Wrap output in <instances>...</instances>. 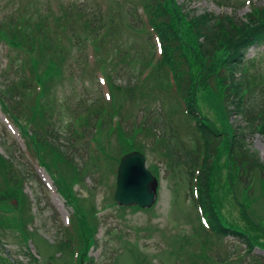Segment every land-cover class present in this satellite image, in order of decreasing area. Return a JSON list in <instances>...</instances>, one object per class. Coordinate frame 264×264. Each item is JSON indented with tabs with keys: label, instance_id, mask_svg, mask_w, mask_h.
Listing matches in <instances>:
<instances>
[{
	"label": "rangeland",
	"instance_id": "374dc122",
	"mask_svg": "<svg viewBox=\"0 0 264 264\" xmlns=\"http://www.w3.org/2000/svg\"><path fill=\"white\" fill-rule=\"evenodd\" d=\"M216 1L222 2V0H175V3L180 6L179 11L188 16L205 12L242 19L250 10L247 4L241 6L242 0H226L227 2L221 6ZM252 3L255 7L264 8V0H252ZM60 4L62 8L72 5L74 12L83 10L86 7L84 5L91 6L90 0H60ZM39 6L27 7V4L19 5L15 0H0V24L4 22L5 17L15 19V23H22V13L26 14L25 23H27L28 19L37 17L36 12ZM130 8L128 0H110V10L115 13L114 19L119 29L114 36L106 37L99 48L100 62H105L106 72L116 88L112 90V111L115 110L118 113L122 129L118 134L110 130L108 136L106 134V138L103 139V143L107 141L110 147L109 151L105 147V154L110 157L108 160L102 158V155L96 157L97 154L89 158V153L85 154L83 151L82 142L84 141H75L68 149V153L74 150L76 156L74 161L79 165L84 161L87 165L85 170L79 171L75 163L66 161L48 148H41L40 154L51 170V173H48L37 166L36 160L26 150L18 131L0 112V154H5L4 142L6 144L15 142L23 155V159L20 158V160L28 164L29 171L39 182L30 180L25 184H14V188L8 190L4 182L10 179L0 172V264H74V248L61 243L67 239L63 237L62 229L69 227L68 222L74 215V211L76 215L73 216L72 225L78 228L80 223L81 228L85 230L84 239L87 236L90 242L94 241L95 246L89 249L87 257L93 262L97 261V264H183L181 259L192 264H218L215 257L224 256L227 251H231L230 246L235 244L232 237H226L225 242L220 244L201 232V220L196 214L192 197L188 196L189 178L185 170L187 166L176 165L175 161L171 160L169 154H166L164 145L160 143L158 133L153 131L144 133V130L140 128L142 123H139L138 128L135 126L133 130L134 139L127 140L126 138L124 133L126 126L136 125L143 121L142 116L144 115L155 118L161 112L159 110L161 101L166 108L173 109L169 118L177 124L178 129H182L180 135L182 146L185 147V156L192 159L196 153L193 144L194 136L190 134L184 136L185 127L189 133L191 128L188 126L192 125V121L186 116L182 118L180 114H176L174 99H162V96H157L159 101L152 102L147 99V94L141 97L139 92L135 91L129 98L125 92V87L136 85L137 77L141 79L145 74L147 69L145 63L149 59L146 56L151 55V50L145 44L146 38L138 39L133 33L134 30L125 26L127 25L126 13ZM120 10L126 16H121L125 22L122 26L118 13ZM29 25L34 30L33 20ZM0 29L6 30V27L2 26ZM188 32L190 30L186 24H181L178 35H185L188 38ZM171 37H175V33ZM75 48L77 47L61 52L62 58L56 59L55 72L51 70L45 72L48 79L45 82L46 93H43L41 101L43 111L45 108L48 111L44 114L47 116H44L45 124H47L44 125L45 129L50 130L51 124L58 126L64 137L60 140L62 144L67 143L63 133H66L76 112L92 105L94 99L98 97L95 90L92 88L86 90L79 84L83 58H81V50ZM135 54L139 56L138 60L134 57ZM5 55V46L0 43V86L5 82L2 72L7 63ZM250 58L252 60L244 66L248 67V75L255 77L253 79L256 80V91H258L264 88V53L251 48L246 55V59ZM222 59V56L216 59L215 66L209 71H216L217 67L222 64ZM194 61L195 65L190 64L192 70L195 68L200 70L202 58ZM42 67L44 68V65ZM178 77H181L180 73ZM239 77L238 79L242 78ZM212 78L211 76L209 80L204 81L206 84L203 88L199 85L196 87V98L193 99V104L196 111H200L206 121L213 122L218 130L232 134L234 127L239 125V127H245V122L234 114H226L228 112L225 108L226 102L221 97L223 88L219 81ZM148 82L149 79L143 83L144 88L141 92H147ZM106 91L105 88L102 91L105 97ZM27 107L29 108L28 105ZM122 117L123 121H120ZM198 122L202 120L198 119ZM86 129L90 130V127ZM246 140L251 150L257 153L260 163L264 164V136L258 133L251 134L246 136ZM121 146L122 153L128 147L129 151L138 149L142 152L146 157L147 168L157 177V198L150 208H118L121 206H117L114 202L116 170ZM221 153L220 164L226 162L227 158L223 150ZM83 155L86 157L85 160L82 159ZM214 162H216L215 158ZM11 182H7L10 189L13 187ZM229 183L227 170L222 168L214 172L212 190L215 199L221 200L220 213L225 221L251 233L257 240L253 254L261 257L264 262V252H261L264 251L261 246L264 244V187L258 181V176L253 177L250 188H243L242 184H236L234 192L226 187ZM57 185L64 190L71 204L65 203ZM252 187L253 189L250 190ZM25 194L33 204L32 211L35 214L33 221H30L29 217L33 214H29L27 205L24 207ZM40 197L47 199L49 203L47 208L40 203L39 206L43 207L41 213L35 208ZM243 205L246 206L252 220L249 224L241 217ZM21 206L24 208V223L25 225L26 222L28 223L26 229L33 236L35 235L31 241L21 232V223L17 225L22 216ZM226 244L227 247H225ZM237 245L238 252H243L244 245ZM73 246H83L80 251L81 255L86 244H80V239L76 241L75 237ZM108 255L112 257L107 258ZM243 259L246 264H252L254 261L245 256ZM244 262L241 264H245ZM223 264H240V262L233 260Z\"/></svg>",
	"mask_w": 264,
	"mask_h": 264
},
{
	"label": "trees",
	"instance_id": "16d2710c",
	"mask_svg": "<svg viewBox=\"0 0 264 264\" xmlns=\"http://www.w3.org/2000/svg\"><path fill=\"white\" fill-rule=\"evenodd\" d=\"M37 2L40 1L29 0L26 4L28 7ZM222 2L224 3L226 0H222ZM84 6L86 7L83 10L74 12L72 5H69L63 7L60 15L39 16L38 19H28L27 23H25L26 17L24 16L22 23H15V19L8 18L0 24V27H6V30L0 29V40L13 51L7 71H2L5 82L0 86V109L17 128L25 142L26 149L35 158L38 166H44L48 173H51V170L40 154L41 148H48L66 161L75 163L78 166L77 169L83 171L87 167L86 163L83 161L79 165L74 161L76 158L74 150L70 151L71 154L68 153L72 144L75 141L83 140V151L85 154L89 153V158L97 154L96 157L102 155V158L108 160L110 157L105 154V147L108 151L110 147L107 141L103 143V139L106 138V134L108 136L110 130L117 134L122 130L118 113L115 110L112 111L113 95L110 96V101L97 97L92 105L76 112V118L71 120L66 133H63L66 137V144L60 142L61 138L64 137L58 126L51 124L50 130L45 129L44 126L47 125L45 124V117L47 116L44 114L48 113L46 108L43 111L41 103L43 93H46L45 82L48 79L45 72L48 70L55 72L56 59L62 58V51L67 52L73 47L81 50L79 47L82 45L84 37L91 40L89 44H93L96 52L100 54L99 48L102 46L103 40L106 37L114 36L119 29V25L114 22L113 17H110V25L103 26L105 21L102 16L99 17V11L93 9L94 5ZM137 7L141 8L147 20L144 21L143 17L137 14ZM179 9L180 6L176 5L175 0L133 1V6L126 13L127 25L125 26L131 30L143 32V26L149 25L161 35L163 51L156 60L155 67L149 74L145 75L144 80L140 81L137 77L136 85L125 87V92L129 98L133 96L135 91L139 92L141 97L147 94V99L152 102L158 100L157 96H162V99H174L176 114H180L182 118L186 116L189 119H196L195 131L188 129V133L186 127L184 129V136L188 134L194 136L195 157L191 159V157L185 156V147L182 146V136L180 135L182 129H178L177 124L169 118L173 109L166 108L161 101L159 102L161 112L155 118H149L139 109L140 113L144 115L142 116L143 121L136 123V125H127L124 133L127 140L134 139V127L138 128L137 124L142 123L140 128L144 130V133L152 131L158 133L160 143L166 149V154H169L168 156L172 161H175L176 165L187 166L185 170L188 174L185 173L189 178L188 196L192 197L198 212L207 221V228L201 225V232L204 235L210 234L211 236H208L213 238L216 243H224L227 236H231L235 241V244L230 246V252L227 251L224 256L217 255L215 257L218 264L229 262L232 258L241 264L244 262V256L247 259H254L252 264H264L261 257L253 254L254 244L257 240L248 230L224 220L219 207L222 204L221 200L215 199L212 190L213 174L222 168L227 170V180L230 181L226 187L233 192L236 184H242L243 188H250L254 176H258V181L264 187V182H262V180L264 181V164L260 163L257 153L251 150L246 140V136L251 134L258 133L264 136V88L256 91V80L253 79L255 77H250L241 64L243 55L249 47L264 42V8L253 7L244 19L243 17L236 19L223 14L214 15L205 12L198 15L189 14L188 16V14L181 13ZM49 18L54 20L51 22ZM32 20L34 30L29 25ZM183 23L190 30L188 38L185 35H178ZM137 26L141 28L139 29ZM173 33H175V37L172 38ZM67 34L69 35L67 36ZM220 56L223 58L222 64L217 67L216 71H209L215 66V60ZM134 57L138 60L139 56L135 54ZM198 58L199 60L202 58L200 61L202 63L201 69L192 70L191 65H195L194 60ZM99 61H101V57ZM179 73L181 74L180 78L178 77ZM83 74L84 69L82 68L80 75ZM203 75L206 76L203 77ZM211 76L214 78H212L213 80L219 81L223 88L221 97L226 102L225 108L228 111L226 114H234L245 122V127H239L240 125L234 127L232 134L224 133L213 126L211 122L206 121L201 112L196 111L193 104L196 98V87L199 85L203 88ZM238 76L242 78L238 79ZM148 79L147 92H141L144 88L143 83ZM111 89L116 90L112 82ZM198 119L202 122H198ZM120 121H123V117ZM87 127H90V130L86 129ZM3 147L5 154H0V172L12 181L13 187L11 189L7 184L10 181L4 182L8 190H12L14 184H25L26 181L30 180L38 182L37 178H34V174L29 171L28 164L20 160V158L23 159V155L17 145L4 142ZM129 149L128 147L122 153L121 146L120 152L123 155L129 152ZM222 150L227 158L226 162L220 164L219 159ZM121 154L119 156H122ZM214 158L216 162H214ZM82 159L85 160L86 157L83 155ZM57 187L66 203L71 204L64 190L58 185ZM252 189L253 187L250 190ZM21 195L23 198V194ZM23 200L25 202L24 207L27 205L29 214H33V204L26 194ZM40 203H43L44 208H47L49 203L47 199L39 198L35 208L37 212L41 213L43 207L39 206ZM243 207L241 217L249 224L252 220L245 208L246 206L243 205ZM23 209L21 206L22 216L17 225L21 223V232L25 238H29L31 241L35 235L33 236L26 229L28 223L26 222V225L24 223ZM50 211L54 215L51 209ZM29 217L30 221H33L35 214ZM80 228L79 223V227L74 228V232L70 233L68 230L62 229L63 237L67 239L61 243L70 248L73 246L75 237L76 241L79 238L80 244H86V246L81 255L79 252L77 264L81 262L94 264L92 259L87 257V252L95 245L94 241L91 240L90 242L87 236L84 239L85 230L81 228V231ZM237 244L244 245L242 253L238 252ZM227 246L226 244L225 247ZM261 246L264 250V244ZM82 248L83 246L80 247V251ZM111 257L110 255L107 256V258ZM182 263L192 264L191 262Z\"/></svg>",
	"mask_w": 264,
	"mask_h": 264
},
{
	"label": "water",
	"instance_id": "95a60500",
	"mask_svg": "<svg viewBox=\"0 0 264 264\" xmlns=\"http://www.w3.org/2000/svg\"><path fill=\"white\" fill-rule=\"evenodd\" d=\"M145 156L132 151L120 158L116 172L114 201L122 207L147 209L155 204L158 181L147 169Z\"/></svg>",
	"mask_w": 264,
	"mask_h": 264
}]
</instances>
